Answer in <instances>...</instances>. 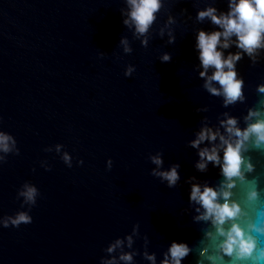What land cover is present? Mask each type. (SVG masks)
<instances>
[{
    "label": "water",
    "instance_id": "1",
    "mask_svg": "<svg viewBox=\"0 0 264 264\" xmlns=\"http://www.w3.org/2000/svg\"><path fill=\"white\" fill-rule=\"evenodd\" d=\"M195 2L168 0L167 6L173 15L183 8L185 16H195ZM216 6L224 8V0ZM121 7L122 0H0V130L12 134L19 148L0 165V216L19 207L15 193L22 182H32L41 194L30 224L0 228V264H98L108 242L133 224L158 259L170 240L192 245L199 238V226L182 212L183 181L193 175L215 181L217 169L197 173L186 142L202 116L215 123L218 113L240 116L245 105L224 109L200 88L191 30L208 24L181 23L185 17L178 16L172 45L153 31L142 48L123 27ZM164 19L160 15L157 23ZM122 35L129 38L130 54L117 45ZM164 51L171 53L167 63L157 59ZM126 65L135 68L127 78ZM237 68L251 106L264 62L249 67L245 58ZM204 106L206 113L194 111ZM57 143L73 157L71 168L43 151ZM157 151L165 168L180 164L181 181L172 189L149 174L147 157ZM40 160L48 161L49 171ZM261 165L264 172V159ZM141 244L137 239L134 247ZM135 260L147 264L139 255ZM194 262L190 254L183 264Z\"/></svg>",
    "mask_w": 264,
    "mask_h": 264
},
{
    "label": "clouds",
    "instance_id": "2",
    "mask_svg": "<svg viewBox=\"0 0 264 264\" xmlns=\"http://www.w3.org/2000/svg\"><path fill=\"white\" fill-rule=\"evenodd\" d=\"M122 3L121 23L142 48L148 46L153 31L165 44L172 45L178 16L185 17L181 23L208 24L209 29L191 30L197 61L192 70L201 81L200 88L219 99L222 108L241 104L245 110L240 116L222 111L216 115L215 123L202 116L186 142V147L195 152L193 168L197 173H207L209 166L217 169L215 181L201 180L195 175L183 181L188 187L187 207L182 212L199 226L198 240L192 245L170 240L158 259L155 252L148 251L147 235H141L139 225L133 224L129 233L108 242L98 264H136L138 255L147 264H183L190 254L195 257L194 264H264V172L258 170L264 159V78L256 83V100L248 106L246 82L237 68L245 58L249 67L264 62V0H224V8H218L216 0H196L192 4L195 16H185L187 10L183 8L173 15L168 0ZM160 15L165 17L162 24L157 23ZM117 45L123 54L132 52L128 36L122 35ZM157 59L167 63L171 53L164 51ZM134 70L133 65H126L123 75L130 77ZM194 111L206 113L208 108L198 107ZM43 151L54 152L67 168L73 166V157L64 145L57 143ZM9 154L19 155L17 141L9 132L0 130V165L6 163ZM147 159L153 165L149 174L165 187L172 189L181 181L179 163L165 168L159 151L149 154ZM82 163L76 160L77 166ZM39 166L45 171L51 168L47 160H40ZM111 167L109 158L105 168ZM40 195L35 184L22 182L15 193L19 207L11 215L0 216V228L30 224L31 210ZM137 239L142 241L140 250L134 247Z\"/></svg>",
    "mask_w": 264,
    "mask_h": 264
}]
</instances>
